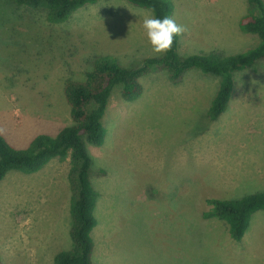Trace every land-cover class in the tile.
<instances>
[{"label": "rangeland", "instance_id": "rangeland-1", "mask_svg": "<svg viewBox=\"0 0 264 264\" xmlns=\"http://www.w3.org/2000/svg\"><path fill=\"white\" fill-rule=\"evenodd\" d=\"M183 26L179 54L243 53L258 43L240 31L246 0H172ZM126 0H99L52 24L43 9L0 0V136L26 149L70 124L66 80L82 81L93 61L111 56L136 68L154 55L143 14ZM134 102L114 89L102 146H88L99 193L94 264H264V211L240 242L208 199L264 193V59L235 74L228 109L211 121L220 79L193 69L178 85L154 69ZM69 159L0 182V264H53L72 248Z\"/></svg>", "mask_w": 264, "mask_h": 264}, {"label": "trees", "instance_id": "trees-1", "mask_svg": "<svg viewBox=\"0 0 264 264\" xmlns=\"http://www.w3.org/2000/svg\"><path fill=\"white\" fill-rule=\"evenodd\" d=\"M99 0H14L18 7L43 9L52 24L66 22L78 9L96 4ZM143 9H155V16L171 17L172 0H126ZM247 11L239 19V29L254 35L258 43L239 54L225 55L212 51L209 54L182 57L179 54V35L174 37L172 48L158 58L145 59L141 66L126 68L111 56L96 58L82 81L66 80L64 97L70 108V124L56 136L41 134L26 149H15L0 136V182L12 171L26 175L40 171L53 159H69L68 182L70 188L69 212L71 217L70 238L72 248L57 253L53 264H94L92 232L97 226L95 210L99 193L90 179L93 164L88 146H102L107 130L104 117L115 87H121L122 98L134 102L142 94L140 79L154 69L167 72L173 85L182 82L185 74L196 69L220 79L208 109L211 121H216L228 109L232 98L235 74L255 66L264 59V0H246ZM210 209L203 218L217 219L226 226L230 239L240 242L252 216L264 211V193H254L234 200L212 198L207 200Z\"/></svg>", "mask_w": 264, "mask_h": 264}, {"label": "clouds", "instance_id": "clouds-1", "mask_svg": "<svg viewBox=\"0 0 264 264\" xmlns=\"http://www.w3.org/2000/svg\"><path fill=\"white\" fill-rule=\"evenodd\" d=\"M142 27L154 55L160 56L172 48L174 37L182 35L184 28L171 17L163 19L155 16V9H148L142 18Z\"/></svg>", "mask_w": 264, "mask_h": 264}, {"label": "crops", "instance_id": "crops-1", "mask_svg": "<svg viewBox=\"0 0 264 264\" xmlns=\"http://www.w3.org/2000/svg\"><path fill=\"white\" fill-rule=\"evenodd\" d=\"M55 255H56V254H55ZM55 255H54V256H55ZM53 258H54V257H53Z\"/></svg>", "mask_w": 264, "mask_h": 264}]
</instances>
